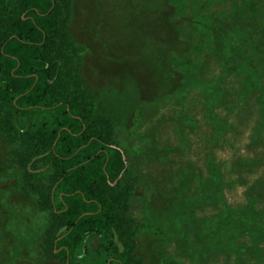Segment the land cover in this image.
<instances>
[{
    "label": "rangeland",
    "instance_id": "obj_1",
    "mask_svg": "<svg viewBox=\"0 0 264 264\" xmlns=\"http://www.w3.org/2000/svg\"><path fill=\"white\" fill-rule=\"evenodd\" d=\"M68 100L127 163L107 189L133 264H264V6L66 0ZM0 104V264H66L26 234L45 194ZM25 185V186H24ZM28 225V226H27ZM29 227V228H28Z\"/></svg>",
    "mask_w": 264,
    "mask_h": 264
},
{
    "label": "trees",
    "instance_id": "obj_2",
    "mask_svg": "<svg viewBox=\"0 0 264 264\" xmlns=\"http://www.w3.org/2000/svg\"><path fill=\"white\" fill-rule=\"evenodd\" d=\"M253 11L264 0H245ZM66 0H0V104L7 132L22 141L25 188L36 178L44 218L26 234L66 264H133L119 250L118 215L107 193L127 169L123 151L90 132L68 100L51 102L62 75L58 30ZM29 184V185H27ZM28 226V225H27ZM29 228V227H28Z\"/></svg>",
    "mask_w": 264,
    "mask_h": 264
}]
</instances>
